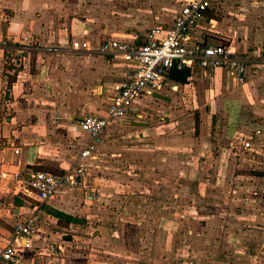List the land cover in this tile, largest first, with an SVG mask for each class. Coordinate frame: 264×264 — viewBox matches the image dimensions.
I'll return each instance as SVG.
<instances>
[{"label": "crops", "instance_id": "1", "mask_svg": "<svg viewBox=\"0 0 264 264\" xmlns=\"http://www.w3.org/2000/svg\"><path fill=\"white\" fill-rule=\"evenodd\" d=\"M187 1L182 0L181 7ZM129 2L0 0V162L9 176L35 169L46 161L58 162L62 155L73 157L69 154L70 147L78 149V155L90 140L78 122L85 114L106 115L114 87L134 67L102 53L101 44L112 39L141 43L154 25L159 23L168 29L178 15L162 21L163 14L154 12L172 10V0ZM217 10L208 13L214 30L204 33L196 29L193 40L208 45L225 41L244 62V82L237 83L229 69L205 70L196 66L191 69L187 83L170 77L168 87L139 102L136 116L142 113L141 105L151 102L153 108L165 109L167 117L163 121L129 120L136 116H129L121 123L113 121L107 127L106 137L108 140L118 132L120 144H105L100 156L109 165L111 162L113 166L114 163L125 165V170L116 176L96 179L98 195L97 198L87 195L90 203L84 202L81 194L65 192L40 203L33 196H25L10 179L0 178V247L10 242L14 225L36 210L44 219L42 232L23 239L17 247L24 264H157L160 247L157 235L164 232L160 229L161 218H173L175 241L188 231L190 239H199V245L207 243V223L202 222L200 231L194 234L191 228L182 231V223H186L188 216L169 217L170 211L179 212L184 206L162 210L157 196L159 182L167 187L166 191L172 190L173 202L179 200L180 194L191 202L197 195L185 191L196 185L197 180L189 173L192 164L197 167L206 164L209 168L206 155L213 152L225 155L227 143L231 153L245 152L243 140L249 141L255 152L248 162L264 165L261 149L264 146V0H224ZM5 40L38 43L36 47L28 45L31 50L23 58L30 59L23 69L10 68L1 61ZM191 108L199 112L202 125L199 133L190 131L194 122V115L188 111ZM65 162L68 165L73 161ZM219 165L222 167V163ZM58 166L67 167L61 162ZM253 170V177L264 178L261 173L264 171ZM161 171H166L167 176L160 178ZM145 172L151 176H140ZM223 183L217 181L213 191L207 188L204 197L198 193V202L206 203L211 193L224 199ZM176 184L180 188H173ZM146 188L151 191L150 195L131 194L132 189L140 192ZM92 190L95 189L92 187ZM200 208L196 206L197 214L207 207ZM51 210L63 211L77 221L68 223L54 216ZM96 214L104 218L100 230L95 236H83ZM115 215L126 219L143 216L148 220L139 229L135 226V233L131 231L134 225L128 222L131 225L128 231L115 236L113 222L106 221ZM86 220L87 224H83ZM138 231L146 245L141 241L137 246L132 244L139 238ZM52 238L57 239L53 253L49 250ZM218 241L217 264H256L249 257L245 262L238 256L239 243L219 245ZM174 249H178L177 244ZM189 262L197 264L192 259ZM202 263H207L205 257L198 264Z\"/></svg>", "mask_w": 264, "mask_h": 264}, {"label": "rangeland", "instance_id": "2", "mask_svg": "<svg viewBox=\"0 0 264 264\" xmlns=\"http://www.w3.org/2000/svg\"><path fill=\"white\" fill-rule=\"evenodd\" d=\"M123 1L125 2V0ZM127 1L128 4L131 3L129 0ZM172 4L174 6L172 10H154V12H157L159 15L163 14L161 16L162 21H170L172 17L176 16L179 12L181 4L183 3L182 0H172ZM219 9L217 12H219ZM149 14L151 13H146V15ZM205 26L210 29L209 23H206ZM146 27L148 28V26ZM202 31L204 33L209 32L208 30ZM217 44L227 45L225 41ZM28 45H33L32 47H36L38 43L35 44L34 41L14 43L12 41L5 40V47L1 52V61L5 66L10 68H16L18 70L23 69L24 63L29 62L30 59V57H28L26 60L23 58L24 53L27 50H31L28 49V47H30ZM141 110L142 113H139L140 116L130 118L129 120L133 119L132 121H145L147 119L153 118L152 120L161 122L163 121L162 118L165 119L167 117L165 109L161 107L153 108L151 102L141 105ZM188 111L194 115V122H192V130L190 129V131L192 133L201 132L202 125L199 119L198 109L191 108ZM250 131L251 130L248 132ZM106 133L107 129L105 130L102 141L95 149L94 158L81 161L80 165L83 167V172L80 176L79 183L73 188L67 189L65 193L81 194L84 196V202L90 203V200H88L86 196L88 195L97 198L98 195L95 184L96 179L107 178L112 174L116 176L117 173L125 170V165L120 166L117 165V163H114L113 166V162H111V165H109L106 160H101V147H103L105 144L108 146H117L120 144L119 142L121 140V136L118 135V132H115V136H112V138L109 137L108 140ZM73 149L74 148L70 147L71 152L69 153L73 157H65L62 155V158L59 159L58 162H55L54 160L49 162L46 161L35 168L51 171L54 173H62L63 169L58 166L59 162L63 163L64 166H67V163H64V160L74 162L78 158V149ZM218 149L223 151L221 148ZM224 149H226L224 150L225 155L222 154V156H224V160L222 159L221 153L219 152H213L212 155H206V159L210 163L209 168L206 166V164H203L200 167H197L194 163L192 164V169L189 171V173H191V178L193 180H197L196 185H191L190 187L186 188L185 191L187 194L192 192L194 195H197L192 198L191 202H189L187 196L183 194H180L177 197L179 200L173 202V193H170L172 190L170 189V191H166L167 187H164V185L162 186L161 181L157 185V190L159 191L157 196L160 201L159 206H161L163 211H170V209L176 205H180L181 208L184 206L179 212L170 211L171 215H169V217H173V215L177 216L179 214L188 216L186 223H182V231L187 228L188 230L191 228L195 230H193L194 234H197V231H200L201 229L200 227L202 222L207 223V226L209 227V236L208 240H206V244L199 245V239H190L191 236L188 231L186 234L179 235L175 241V239L172 238L173 227L175 223L173 218H161L160 229L164 230V232H161L157 235L160 245L159 253L157 254V264H189L190 259H192L193 262L196 261L198 264L199 261L202 260V257H205L207 261V263L204 264H217L216 259L219 258L220 251L216 248V240H219V245L231 242L239 243L240 248L238 249V256L241 259L246 262L247 257H249V259H253V262L256 264H264V178L253 177V173H255V170L253 169L264 171V165L248 162V160L252 159L251 154L255 152H238L237 150L238 154L237 152L231 153V146L229 143L224 146ZM220 163H222V167L219 165ZM109 166H113V168L111 169ZM140 176H151V174L145 172V174L142 175L140 173ZM166 176V171H161L160 178ZM217 178L219 180H217ZM214 180H216V182H219L220 180L224 181V199L220 200L217 198L218 196H216L215 193H211V195H209L210 198H208L209 200L206 199V203H199L198 193L204 197L206 195L207 188H209L211 191L215 190L216 182H214ZM92 187L95 190H92ZM173 188L178 189L180 187L176 184V186H173ZM131 191L134 192L131 193L132 195H136L137 193L139 195L141 192H143V195L151 194V191H149L148 188L144 189V191L141 190L140 192L135 189H132ZM196 206H201L200 209H202L203 206L207 208L201 210V213L197 214L195 211ZM189 217H191L190 221ZM103 220L104 218L102 215H94L91 218L90 224H88L90 228H86L85 234L83 236H95V233L100 230ZM147 220L148 219L143 216L126 219L125 217H119L118 215H115L106 221L113 222L114 230L112 229V233L115 236H119V233L123 234L128 231V229L131 227L130 223L134 225L131 228V231L135 233L137 228L139 229L143 227ZM84 222L83 224H87V220ZM84 227L86 226L84 225ZM81 228L82 227L80 226L79 229ZM137 235L139 237L138 240L132 242V244L136 243L137 246V243L140 244L141 241L142 245H146L147 243H145L142 234L139 231ZM51 240L57 241L56 238H52ZM156 240L157 239L155 236L154 241ZM175 244H177L178 248L176 251L174 249ZM250 246H253V248L250 249ZM173 250L176 252L174 253L175 256H172ZM189 250H191V254H189ZM225 254V256L228 257L227 253Z\"/></svg>", "mask_w": 264, "mask_h": 264}, {"label": "built area", "instance_id": "3", "mask_svg": "<svg viewBox=\"0 0 264 264\" xmlns=\"http://www.w3.org/2000/svg\"><path fill=\"white\" fill-rule=\"evenodd\" d=\"M223 2L188 0L168 29L159 23L154 25L141 43L115 39L104 41L100 47L102 53L120 58L134 67L114 87L106 115L86 114L80 120L79 126L88 133L90 140L80 150L78 158L68 164L62 173L31 169L11 173L10 176L0 162V178L13 181L25 196H33L40 203H47L79 183L83 172L81 161L94 158L95 149L107 127L113 121L121 122L129 116H136L138 104L143 98L170 85L173 70H191L196 66L205 70L226 68L235 74L237 83H243L244 62L235 56L230 47L193 40L196 29L213 30L214 24L208 13L219 9ZM206 23H209L210 29L205 26ZM74 46L79 47L78 44ZM83 48H87V45L83 44ZM241 145L245 152H253L249 141L243 140ZM261 149L264 150V146ZM43 222L38 210L18 221L10 242L0 247V264H24L17 247L23 239L40 235ZM55 243L53 240L49 243L51 253L55 252Z\"/></svg>", "mask_w": 264, "mask_h": 264}, {"label": "trees", "instance_id": "4", "mask_svg": "<svg viewBox=\"0 0 264 264\" xmlns=\"http://www.w3.org/2000/svg\"><path fill=\"white\" fill-rule=\"evenodd\" d=\"M191 76V70L186 68L183 70H173L171 72V78H173L174 80H176L179 83H187L189 81V78ZM37 170H40L38 168H35ZM51 172V171H50ZM54 173V172H53ZM61 173V172H60ZM54 216L58 217L59 219H65L68 223L70 222H76L77 219H75L74 217H72L71 215L66 214L63 211H59V210H51L50 211Z\"/></svg>", "mask_w": 264, "mask_h": 264}]
</instances>
